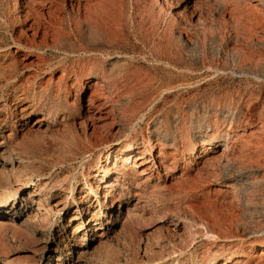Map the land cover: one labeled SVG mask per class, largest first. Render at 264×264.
Instances as JSON below:
<instances>
[{"label": "rangeland", "instance_id": "1", "mask_svg": "<svg viewBox=\"0 0 264 264\" xmlns=\"http://www.w3.org/2000/svg\"><path fill=\"white\" fill-rule=\"evenodd\" d=\"M52 1L0 0V264H264V79L233 72L264 75V0ZM130 139L149 178L109 172L105 200Z\"/></svg>", "mask_w": 264, "mask_h": 264}, {"label": "bare ground", "instance_id": "2", "mask_svg": "<svg viewBox=\"0 0 264 264\" xmlns=\"http://www.w3.org/2000/svg\"><path fill=\"white\" fill-rule=\"evenodd\" d=\"M54 1V0H53ZM50 2V14H51V17L54 18V16H52V13H54L56 11V2ZM87 2H90L92 0H85ZM166 3L169 2V0H164ZM56 3V4H55ZM262 8L264 9V2L263 1H259L258 2ZM59 5V4H58ZM75 5V4H74ZM77 8L80 9V6H81V3L78 2L76 4ZM82 7V6H81ZM59 11V10H58ZM60 12V11H59ZM202 13V12H201ZM195 14V13H194ZM193 14V15H194ZM192 15V16H193ZM199 15V14H197ZM50 17V18H51ZM57 19V18H56ZM59 19V18H58ZM184 19V18H182ZM196 19V18H195ZM198 20L196 21H202V17L200 18L197 17ZM55 20V19H54ZM70 20V19H69ZM206 20V19H205ZM53 21V19H52ZM195 21V22H196ZM38 23V22H37ZM37 23H34V25L32 24L31 27H30V30H32V34L33 36L35 37L36 35H38L39 33V27H37ZM45 34H47V31H45ZM37 37V36H36ZM25 40V39H24ZM27 40V39H26ZM16 45L19 46L20 48H24L26 47L23 42H16ZM15 45V46H16ZM207 58V57H206ZM206 63V62H205ZM208 64V63H207ZM217 71V70H215ZM220 71V70H219ZM222 72V71H221ZM233 72L235 73H239V74H243V75H252L253 77L257 78V79H264V75L263 74H259V73H256V71L254 72L253 70L247 68V67H241L240 69H235ZM222 74V73H221ZM97 88V87H96ZM102 89V88H100ZM92 96L95 98L98 97V91L96 89V91L92 92ZM94 101V100H93ZM90 107H92L93 103L90 102L88 104ZM106 105V103L104 102H100L99 104L96 105V110H93V109H90L88 111L89 113V116L92 118V119H96L99 121V123H103V125H105V122H106V117H104L103 115H101V111H103V108L104 106ZM88 106V107H89ZM253 110V109H252ZM234 113V112H233ZM213 115V114H212ZM90 120V118H89ZM228 121V120H227ZM113 122V121H112ZM110 123L111 124V127H112V124L113 123ZM95 124V123H94ZM104 127V126H103ZM102 129V126L98 125V124H95L94 126V130L93 132L91 133V136L95 137L97 135V132H99V130ZM106 129V127L104 128ZM227 135V137L230 136V134L228 132L225 133ZM181 136V135H180ZM135 144V141L130 139L128 140L125 144H122V143H118L116 145V147H118L117 150L120 149V152L119 154L115 155L114 156V159L112 160V162H117L119 161V169H114L113 166H111L109 164V162L111 161L110 158L107 160V162H99L98 160V172H97V176H100V179L98 181V183L95 184V186H92V190L93 192H99V190H105L104 191V198L105 200L107 199V197L110 195L109 194V191L113 190L116 185L120 182L122 183V180L118 177V176H115L112 178V179H108V174L109 172H113V174L115 173H122V175H125L127 174V172H134V174L136 173H139V175H144L146 178L144 180V182L148 180V175L150 174V169L151 167L149 166V162L153 159H150L148 158V156H152V150H153V147L152 148H149L148 150L147 149H140L139 147L136 148V146H134ZM125 145V148L123 149V146ZM95 146V145H94ZM91 147L89 148L86 152L88 153L87 156H91L93 153H94V148L95 147ZM221 147V148H220ZM219 148L220 150H222V153H220V156H219V161L218 162H222L223 158L225 157V153L226 151L228 150L229 148V144L228 143H223V144H220V142L218 140L216 141H211L209 142L208 144L204 145L203 148H202V153H203V156L205 157V161L204 162H215V157H214V153L219 151ZM140 150V152H139ZM85 152V153H86ZM84 153V152H83ZM117 153V152H116ZM159 157V156H158ZM162 157V156H161ZM159 161V160H158ZM115 162V163H116ZM159 163L161 164V160L159 161ZM209 165V164H208ZM219 165V163H218ZM153 169V168H152ZM18 182V181H17ZM15 182V184H17V186H15V188H13L14 186H10V189L9 191H5L7 192L6 194H1L0 195V214H3L4 212H2V210L6 209L8 206H9V203L14 201L15 197L17 196L20 188L22 189V187L18 186V183ZM14 184V183H12ZM139 183H137L138 185ZM95 187V188H94ZM9 188V187H8ZM96 198H99V193H94ZM135 195H140V194H135ZM38 202V201H37ZM76 202V201H75ZM114 201L112 202V205L111 207H115L114 205ZM145 201L140 197L138 198V201L134 204V206L130 209V211L128 212H131V211H134L136 213L140 212V211H145L144 209V206H145ZM12 207H18L17 203H13L12 204ZM36 210H41V206H36ZM77 210H79L77 208ZM139 214V213H138ZM77 219V216H73L71 218V221L73 220H76ZM3 221L1 220L0 218V224H2ZM27 224V222L25 223ZM215 236V235H214ZM86 239V237L84 238ZM262 249L260 250V258L259 259H264L263 258V255H264V246H261ZM183 249V248H182ZM190 249V248H189ZM254 249V247H253ZM57 250V248L55 249ZM256 250V249H255ZM82 254V252H81ZM257 255V254H256ZM250 258L252 257H255V254L254 255H250L249 256ZM166 260V259H165ZM20 263L21 261H17V263ZM22 264H24L23 262H21ZM236 263V257L235 256H231L229 257L226 261H222L218 264H234ZM10 264V263H9ZM209 264H215L214 261L210 262Z\"/></svg>", "mask_w": 264, "mask_h": 264}]
</instances>
